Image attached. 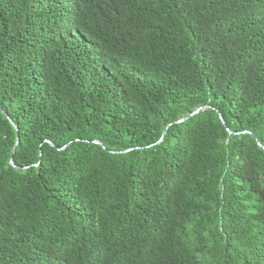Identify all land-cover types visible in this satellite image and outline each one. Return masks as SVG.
<instances>
[{"label":"trees","instance_id":"obj_1","mask_svg":"<svg viewBox=\"0 0 264 264\" xmlns=\"http://www.w3.org/2000/svg\"><path fill=\"white\" fill-rule=\"evenodd\" d=\"M0 264H264V0H0Z\"/></svg>","mask_w":264,"mask_h":264},{"label":"water","instance_id":"obj_2","mask_svg":"<svg viewBox=\"0 0 264 264\" xmlns=\"http://www.w3.org/2000/svg\"><path fill=\"white\" fill-rule=\"evenodd\" d=\"M203 107H206V106H203ZM201 108H202V107H201ZM199 109H200V108H199ZM199 109H197L196 111H194V112L190 113L188 116H186V117H184V118H181V119H179V121H182V120L186 119L187 117H189V116H191L192 114H194L195 112H197ZM166 130H167V127L165 128V130H164V132H163V134H162V137L165 135V133H166ZM99 143H100V144H102V145L104 146V144H103L101 141H99Z\"/></svg>","mask_w":264,"mask_h":264}]
</instances>
